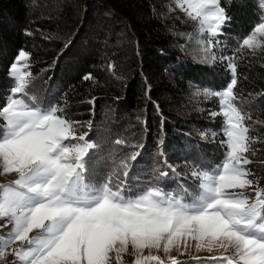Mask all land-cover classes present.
Instances as JSON below:
<instances>
[{"label": "trees", "instance_id": "trees-1", "mask_svg": "<svg viewBox=\"0 0 264 264\" xmlns=\"http://www.w3.org/2000/svg\"><path fill=\"white\" fill-rule=\"evenodd\" d=\"M161 4L0 0V107L15 83L10 66L23 50L29 53V95L41 107H62L76 134H87L98 146L91 165L96 172L107 175L113 160L126 161L128 174L121 179L133 192L150 185L174 195L180 186L192 192L198 183L192 168L211 170L225 157L224 118L211 115L219 108L203 90L226 86L231 72L219 58L230 57L237 66L235 103L249 129L248 178L258 182L253 187L264 189V50L240 47L264 18V0H220L230 20L215 37V60L180 53L176 29L170 30L158 13ZM159 171L168 176L157 180ZM185 199L191 202L190 196ZM223 257L190 256L177 262L217 264Z\"/></svg>", "mask_w": 264, "mask_h": 264}, {"label": "snow or ice", "instance_id": "snow-or-ice-1", "mask_svg": "<svg viewBox=\"0 0 264 264\" xmlns=\"http://www.w3.org/2000/svg\"><path fill=\"white\" fill-rule=\"evenodd\" d=\"M174 2L196 21L198 32L205 34L203 50L215 60V37L230 20L220 0ZM240 47L264 50V18ZM219 59L227 61L231 79L220 90L203 93L218 105L211 115L224 118L225 157L211 170L193 167L198 181L193 191L180 186L174 195L156 185L133 192L121 179L128 174L126 161L113 160L107 175L96 172L91 165L98 146L87 134H76L62 107H41L29 95V53L21 50L9 69L14 86L0 107V175H16L0 184V219L6 218L0 228L11 225L0 235V259L10 254L19 264H111L115 253L122 264L121 254L131 245L140 254L134 264H163L157 255L143 256V250L163 246L167 253L174 243L186 245L190 238L197 248H232L217 264H264V189L253 187L258 182L248 178L251 162L244 154L250 137L245 114L235 103L236 63L230 57ZM165 166L179 176L167 161ZM167 176L159 171L157 180ZM248 188L253 193H246ZM188 196L191 202H186ZM171 264L178 262L173 258Z\"/></svg>", "mask_w": 264, "mask_h": 264}, {"label": "rangeland", "instance_id": "rangeland-1", "mask_svg": "<svg viewBox=\"0 0 264 264\" xmlns=\"http://www.w3.org/2000/svg\"><path fill=\"white\" fill-rule=\"evenodd\" d=\"M158 13L163 19H165V21L169 23L170 30L176 29L175 32L180 37L179 51L184 57L190 58L192 60L211 59V56L206 54L203 50L204 45L201 42L203 41V33L198 32L196 21L189 18L185 11H182L179 7H177L174 0H162V4L158 9ZM176 25L177 27L175 28ZM187 27L189 28L188 33L182 32V30H180L181 28L187 29ZM244 155L247 157V159H249V156H247L246 154ZM14 179H16L15 174L0 175V184H8ZM245 191L247 192L248 189H246ZM5 221L6 218L0 219V225L5 224ZM10 227L11 225H9L8 227L0 228V235L6 234L9 231ZM34 234L35 232L31 233L30 235ZM18 245L19 242H16V244L12 247H17ZM196 245L197 241L189 238L186 245L183 240H181L178 245L174 243V245L171 246L170 251L167 253L163 251V246H161L159 250L155 248L144 249L142 255H157L161 258L163 264H171V259L173 258L177 261V259H182L190 256H227L230 255L233 251L232 248H228V250L225 251V249L220 247L218 244L213 246L211 250L208 249L206 244L202 245L199 248H197ZM111 255L113 257L111 264H117L115 253H112ZM137 255L140 254L135 253L131 245H129L128 251L121 254L122 264H134ZM0 264H19V262L16 256L8 254L4 259H0ZM147 264H158V262L151 261L147 262Z\"/></svg>", "mask_w": 264, "mask_h": 264}]
</instances>
